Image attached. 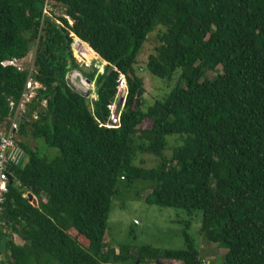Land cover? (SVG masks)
I'll return each mask as SVG.
<instances>
[{
  "label": "trees",
  "instance_id": "obj_1",
  "mask_svg": "<svg viewBox=\"0 0 264 264\" xmlns=\"http://www.w3.org/2000/svg\"><path fill=\"white\" fill-rule=\"evenodd\" d=\"M50 1L55 20L43 18L44 0H0V123L29 77L2 62L35 46L32 76L41 85L19 122L28 161L13 170L3 213L12 237L6 263L205 264L186 236L178 251L107 247L113 199L142 182L147 204L201 213L202 238L225 250L221 264H264V0ZM157 28L148 72L180 73L167 96L143 109L134 65ZM82 42L106 63L101 73L73 56ZM73 70L93 85L94 100L69 84ZM119 73L125 109L120 127L106 129ZM171 136L179 144L166 155ZM143 155L155 166L137 164ZM24 189L43 200L33 207Z\"/></svg>",
  "mask_w": 264,
  "mask_h": 264
},
{
  "label": "rangeland",
  "instance_id": "obj_2",
  "mask_svg": "<svg viewBox=\"0 0 264 264\" xmlns=\"http://www.w3.org/2000/svg\"><path fill=\"white\" fill-rule=\"evenodd\" d=\"M158 29L148 35L134 65L136 76L143 80V93H140L139 96L144 102L143 109L152 105L154 101L162 100L167 96L177 83L180 73L179 71L175 72L171 79H160L148 72L146 63L148 56L153 55L155 52ZM72 49L73 56L80 66L87 70L94 66L97 68L98 73L103 71L105 64H102L99 57L92 55L89 49L86 47H82L80 50H75L74 47ZM34 51L35 46L32 45L23 59L25 64L32 62ZM67 77L69 84L74 89L83 92L86 96L89 95L90 99L95 98L94 87L79 73L73 70L68 73ZM21 109L29 112L25 106ZM144 127H147L146 124ZM28 141L32 147L39 145L43 154L51 157L56 154L55 150L47 149L42 142L37 143L31 139H28ZM167 142L169 150L165 154L169 155L170 148L176 146L179 142L177 136L167 137ZM141 159L145 161V167L155 166L156 161L153 157L149 155L140 156L136 163L139 164ZM143 187L145 185L142 182L134 183L129 189L122 187L120 193L113 199L104 234V242L108 248L116 249V252L122 248L126 252L128 251L130 255L144 247H151L160 251H178L186 248V236L192 241L193 247L203 263L221 264L225 250L217 245L209 244L202 238L200 234V212H195L189 218L183 210L149 205L145 202V198L149 195L150 190H144ZM7 239H12L10 234L7 235ZM163 264L168 263L164 262Z\"/></svg>",
  "mask_w": 264,
  "mask_h": 264
},
{
  "label": "built area",
  "instance_id": "obj_3",
  "mask_svg": "<svg viewBox=\"0 0 264 264\" xmlns=\"http://www.w3.org/2000/svg\"><path fill=\"white\" fill-rule=\"evenodd\" d=\"M53 3L50 0H44L42 7L43 18H50L55 20L59 13L51 6ZM68 20V19H67ZM69 21V20H68ZM71 24V22L69 21ZM24 58L20 60H7L1 63L3 67L11 66L18 71H27L29 77L25 84V90L21 96V99L17 105L9 103V116L0 123V243L1 235L9 234L8 226L3 219V213L7 204V196L9 194L10 187L13 184V170L21 169L27 163L28 158L25 151L21 147V138L19 136V122L24 115L28 113L22 110L25 108L30 110V104L35 99L36 91L41 88V85L33 80V59L30 64H25ZM128 96V84L126 77L119 73L116 92L113 100L108 105L109 114L105 122L100 123V126L106 129H117L120 127L121 115L125 109V103ZM95 99V98H93ZM35 113V114H34ZM37 112L32 113V119L35 120ZM11 179V183H10ZM18 187H20V184ZM22 197L29 200L31 196L36 203L42 201L43 197L37 198L33 193L24 189ZM137 224L136 221H134ZM6 237V236H5ZM7 238V237H6ZM5 264L6 260H5Z\"/></svg>",
  "mask_w": 264,
  "mask_h": 264
},
{
  "label": "water",
  "instance_id": "obj_4",
  "mask_svg": "<svg viewBox=\"0 0 264 264\" xmlns=\"http://www.w3.org/2000/svg\"><path fill=\"white\" fill-rule=\"evenodd\" d=\"M77 40L80 41L79 39H77ZM74 43H75V40H74L73 44ZM86 81L88 83H90L88 80H86ZM140 93H141L140 91L137 93V98H139ZM20 122H21V119H20ZM10 183H11V179H10ZM28 201L32 204L33 207H36L37 206V203L35 202V200L31 196H29V200ZM6 207H8V205ZM6 241H7V238L6 237H3L2 240H1V243H0V264H5L4 247H5ZM157 264H159V263H157Z\"/></svg>",
  "mask_w": 264,
  "mask_h": 264
},
{
  "label": "crops",
  "instance_id": "obj_5",
  "mask_svg": "<svg viewBox=\"0 0 264 264\" xmlns=\"http://www.w3.org/2000/svg\"><path fill=\"white\" fill-rule=\"evenodd\" d=\"M77 39H75V41H76ZM84 44V43H83ZM85 45V44H84ZM84 47H86V46H84ZM101 60V59H100ZM101 62H102V64H105V62H103L102 60H101ZM79 76V75H78ZM92 87H93V85H92Z\"/></svg>",
  "mask_w": 264,
  "mask_h": 264
},
{
  "label": "bare ground",
  "instance_id": "obj_6",
  "mask_svg": "<svg viewBox=\"0 0 264 264\" xmlns=\"http://www.w3.org/2000/svg\"><path fill=\"white\" fill-rule=\"evenodd\" d=\"M76 39V38H75ZM86 46V45H85ZM86 48H87V46H86ZM88 49V48H87ZM93 55H95L96 57H98L96 54H93ZM94 100V99H93Z\"/></svg>",
  "mask_w": 264,
  "mask_h": 264
}]
</instances>
